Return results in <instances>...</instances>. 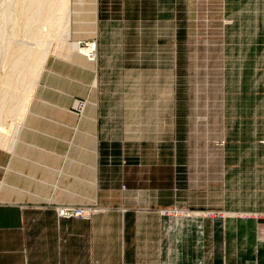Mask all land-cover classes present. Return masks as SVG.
<instances>
[{
	"label": "crops",
	"instance_id": "0c3cea01",
	"mask_svg": "<svg viewBox=\"0 0 264 264\" xmlns=\"http://www.w3.org/2000/svg\"><path fill=\"white\" fill-rule=\"evenodd\" d=\"M165 1L150 18L149 0H100L95 63L80 53L47 59L17 141L0 148V264H264L257 205L225 202L214 260L210 215L198 217L203 227L180 226L189 217L178 215L179 17ZM117 35L127 49H114ZM144 71L157 76L148 83ZM168 85L171 113L132 112L134 102L166 101ZM142 87L161 96L135 98ZM76 101L88 102L82 114ZM64 209L91 216L61 217ZM244 210L251 216H224Z\"/></svg>",
	"mask_w": 264,
	"mask_h": 264
},
{
	"label": "rangeland",
	"instance_id": "374dc122",
	"mask_svg": "<svg viewBox=\"0 0 264 264\" xmlns=\"http://www.w3.org/2000/svg\"><path fill=\"white\" fill-rule=\"evenodd\" d=\"M31 1L35 6H32ZM47 1L43 2L46 4L40 3L45 11L41 19L36 15L39 0L35 2L16 0L10 7L15 14L17 13L15 17L18 18L14 25L17 29L16 34L15 31L13 34L9 32L12 37L8 39L7 56L5 60L0 57V113L3 112L0 114V148L9 149V146L17 141L43 68L51 55L71 57L80 53L91 62L95 63L97 60V51L93 56L91 45L96 44L98 49L97 7L100 0H69L70 3L68 1L70 16L64 15V12L59 14L62 18L66 16L65 19L68 15V22L70 21L69 24L67 20L61 18V23L65 26L62 27L63 33L70 29L69 34L67 32L66 35L63 34L64 38L58 37L62 43L57 39L58 27H54L52 29L54 31L50 32L56 37L43 31L51 4L55 3V7L60 8V2ZM149 1L151 2L148 13L149 17L153 18L156 15V7L161 9L162 3L159 6L156 0ZM168 1H165L164 9L166 13L171 10L177 12L180 35L179 87L173 89V91L178 89L179 94L177 109L180 116L183 161L181 207L178 215L189 217L180 218L181 227L193 225L203 227L204 220L198 217L210 215L208 217L213 227L211 237L214 260L215 241L219 239L220 212H223L222 206L225 202L234 209L236 206H240L239 209L242 207L246 209L249 204L257 205V208L254 212L246 210L242 211V214L227 212L224 216L245 217L251 216L248 212H252L258 214L256 216L264 221V147L261 144L264 140V0H180V5L176 6V9ZM8 3L7 0H0V12L7 10L5 5ZM19 11L21 14L23 11L22 16L19 15ZM1 19L0 24L3 26ZM35 19L36 21H32ZM67 26L68 29L64 30ZM42 28L44 29L41 31ZM38 30L41 31L40 34L36 33ZM43 38H46L45 41ZM121 38L119 35L115 37L114 49H127L118 47L123 41ZM152 39H148V44L153 42ZM137 44V40L131 39L127 41L126 47L135 49ZM45 45L47 49L44 48ZM39 47L44 51L51 49L42 57L43 49ZM24 51L33 52L30 53L31 56L27 55L21 60ZM126 52H129V49ZM40 57L42 58L38 65ZM126 59H129L128 54ZM19 60L20 70L11 71L15 61ZM120 63L122 64L121 61ZM127 64L128 62L125 63ZM145 65L147 64L143 66ZM27 71L30 77L28 79L25 77ZM136 74L137 72H133V77H136ZM163 74L165 85L167 81L172 84V72ZM117 75L122 80L123 73L119 72ZM144 75V80L148 83L157 76L156 73L149 71H144ZM11 78L13 82L11 86L18 87L20 84L14 92L15 96L9 91L11 87L6 85L9 83L7 79ZM5 89L9 91V95L7 92V95L4 94ZM164 92L169 93L167 98L163 96L166 101L154 100L152 103L143 104L134 102L132 112L168 110L171 113L175 108L170 96L171 85L164 88ZM5 95L10 99L8 98L9 101L6 99L4 107L1 98ZM133 95H136L137 99L140 95L149 98L160 97L161 89L137 88L134 89ZM12 97L13 102L10 101ZM24 99L26 102L21 114L16 112L12 114L13 107ZM76 104L75 102L74 111ZM87 106L88 102L85 101L83 112ZM168 124L170 130L171 121ZM202 211H210V214Z\"/></svg>",
	"mask_w": 264,
	"mask_h": 264
},
{
	"label": "bare ground",
	"instance_id": "6f19581e",
	"mask_svg": "<svg viewBox=\"0 0 264 264\" xmlns=\"http://www.w3.org/2000/svg\"><path fill=\"white\" fill-rule=\"evenodd\" d=\"M7 1H9L8 5H5V6H7V7H6L7 10H6V8H5L6 11H4V12H0V18H2V19H1V22H2V25H3V26H1V24H0V26H1V27H0V57H2V59L4 58L3 60H5V57L7 56V50H6V47H7V45H8V39H9V37H12V36L9 34V32L13 34L14 31H15V34H16V30H17V29L14 28V25H15L16 22H17V19H16V18H18V16L15 17V15H16L17 13L15 14V13L12 11V9L10 8L11 5H12V6L14 5V2H16V0H7ZM44 1H45V0H39V5H37L39 10H37V14H36V15L40 17V18L38 17L39 19H41V16H43V12H45V11H43V6H42V8H41V4H40V3H42V4H46V3H43ZM51 1H55V2L57 1V2H60V8H56L55 5H54L55 3L51 4V7H50V9H49V12H48L47 15H46L48 19H47V22H45L46 24H44L45 29L42 28L41 31L44 29V30H43L44 32L47 31V32L50 33V32H53V31H54V30L52 31V29H53L54 27H58L59 30H58V34H57V39H60V40H61V38L63 37V34H64V33H65V35H66L67 33L69 34V31H70V29H68V26H69V24H70V23H69L70 21L68 22V19H67V18H68V15H69L68 13L70 12V10L68 9V8H69V7H68V1H69V0H51ZM31 2H32V1H31ZM34 2H35V0H34ZM46 2H48V1L46 0ZM69 3H70V1H69ZM31 4H32V6H35L33 2H32ZM36 4H37V3H36ZM52 5H53L54 7H53ZM29 6H31V5H29ZM39 6H40V7H39ZM49 6H50V5H49ZM56 6H57V5H56ZM58 6H59V5H58ZM24 7H26V5H25ZM27 7H28V6H27ZM47 7H48V6H47ZM28 8L30 9V7H28ZM40 8H41L42 10H41ZM64 8H65V9L67 8V9L65 10ZM23 9H24V8H23ZM45 9H46V8H44V10H45ZM24 10H25V9H24ZM24 10H23V11H24ZM68 10H69V12H68ZM23 11H22V14H23ZM19 12H20V11H19ZM26 12H30V11H29V10H28V11L26 10ZM61 12H64V15H65V14H68L66 19H65L66 16H65V17L63 16L64 18L60 17L59 14H61ZM2 13H3V14H2ZM18 14H19V13H18ZM22 14H21V12H20L19 15L22 16ZM44 14H45V13H44ZM26 15H27V13H26ZM36 15H35V12H34V18H35ZM29 16H30V15H29ZM44 16H45V15H44ZM69 16H70V15H69ZM19 18H21V17H19ZM31 18H33V14H32V17H31ZM38 18H37V20H38ZM61 18H62V20H63V19H65V21L67 20V22L69 23L68 26H67V28L64 29V30H67V29H68V32L66 31L67 33H66V32L63 33V29H62V27H65V26L61 23ZM45 20H46V18H45ZM69 20H70V19H69ZM32 21H36V19H35V20H32ZM30 22H31V21H30ZM30 22H29V23H30ZM62 22H63V21H62ZM37 23H38V22H37ZM64 23H65V22H64ZM4 24H5V28H4ZM32 24H33V22H32ZM32 24H31V26H33ZM36 25H37V24H36ZM65 25H66V24H65ZM29 26H30V25H29ZM37 26H38V25H37ZM27 27H28V25H27ZM42 27H43V26H42ZM58 28H57V29H58ZM69 28H70V27H69ZM46 29H47V30H46ZM55 29H56V28H55ZM57 29H56V30H57ZM60 30H62V31H60ZM41 31L38 30L36 33L40 34L39 32H41ZM59 31H60V32H59ZM30 32H31V31H30ZM55 32H56V31H55ZM24 33H25V32H24ZM36 33H35V34H36ZM42 33H43V32H42ZM49 33H48V34H49ZM56 33H57V32H56ZM38 34H36V35H38ZM50 34H51V33H50ZM50 34H49V35H50ZM53 34H54V33H53ZM53 34H51V35H53ZM70 34H71V33H70ZM36 35H35V36H36ZM61 35H62V36H61ZM32 36L34 37V35H32ZM40 36H42V35H40ZM40 36H39V37H40ZM54 36H55V35H53V37H54ZM59 36H60L61 38H58ZM13 37H14V36H13ZM51 37H52V36H51ZM55 37H56V36H55ZM66 37H67V36H66ZM28 38H29V37H28ZM37 38H38V37H37ZM63 38H64V37H63ZM38 39H39V38H38ZM43 39H44V38H43ZM45 39H46V38H45ZM45 39H44V41H45ZM23 40H24V39H23ZM35 40H36V39H35ZM56 41H58V40H56ZM63 41H64V40H63ZM65 41H66V40H65ZM33 42H34V41H33ZM60 43H62V40H61ZM94 44H95V43H94ZM41 45H42V44H41ZM47 47H48V46H47ZM70 47H71V46H70ZM91 47H92V50H91V51L93 52V56H94V55H95V52L97 51V49H96L97 46H96V44H95V46H94V45H91ZM26 48H27V47H26ZM39 48H40V49H43V48H41V47H39ZM44 48H46V45H45ZM72 48H73V47H72ZM46 49H47V48H46ZM50 49H51V48H50ZM50 49L45 50V51H44V49H43V51H41V52H43V53H42V54H43L42 57H43L45 54H47V53L49 52ZM70 49H71V48H70ZM67 50H69V49H67ZM31 52H33V51H24V52H23L24 54L22 53L23 56L21 55V56H22V57H21V60H22L23 57H26L27 55H30ZM96 53H97V52H96ZM30 56H31V55H30ZM40 56H41V55H40ZM90 56H91V55H90ZM96 56H97V55H96ZM96 56H95V57H96ZM19 57H20V56H19ZM42 57H40V59H38V60H39V62L37 61V62H38V65L40 64V60H41ZM95 57H93V58L95 59ZM21 60H19V62H18V61H17V62L15 61V63H14L15 65H13L14 68H12L11 71H15V72H16V71L20 70ZM27 62H28V59H27L26 63H27ZM27 64H28V63H27ZM35 64H36V63H35ZM35 64H34V65H35ZM34 65H33V66H34ZM13 66H12V67H13ZM36 66H37V64H36ZM34 67H35V66H34ZM37 67H38V66H37ZM34 69H35V68H34ZM36 69H37V68H36ZM11 71H10V72H11ZM31 71H32V70H31ZM29 72H30V70H29ZM29 72L27 71L28 74L26 73V75H25V77H26L27 79L30 78V77H29ZM33 72H35V71L33 70ZM11 74L13 75V72H12ZM15 74H16V73H15ZM30 76H32V74H31ZM33 76H34V75H33ZM7 77H8V76H7ZM11 77H12V76H11ZM15 77H16V76H15ZM13 78H14V77H13ZM17 79H18V78H17ZM32 79H33V77H32ZM7 80H8L9 83L7 82L8 84H6V85H7V87H11V88H12V89L10 88L9 91L12 92V93L14 94V95L12 94L13 96H15V93H14V92L17 91V89L20 87V86H19L20 84L17 85L18 87H13V86H11V85H13L12 78H11V79H7ZM30 80H31V79H30ZM13 81H14V80H13ZM5 82H6V81H5ZM16 82H17V81H16ZM16 82H15V83H16ZM19 83H20V82H19ZM19 90H20V89H19ZM9 91H8V92H9ZM6 92H7V89H5V93H4V94H6ZM8 92H7V94L9 95ZM4 94H3V95H4ZM7 94H6V95H7ZM6 95H5V97H2V98H1V99H2L1 104H4V105H3L4 107H5V103H4V102L6 101V99H7L8 101H9V99H10L9 96L7 97ZM22 97H23V96H22ZM8 98H9V99H8ZM24 98H25V97H24ZM26 98H27V97H26ZM12 99H13V97H12L11 100H10L11 102H13ZM14 100H15V99H14ZM8 101L6 102V104L9 103ZM20 102H21V101H20ZM25 102H26V100L24 99L20 104H18L17 106H14V107H13L14 109H12V112H11V113L13 114V113L16 112V113H18V114H21ZM2 109H3V107H2ZM2 109H1V111H2ZM10 111H11V110H10ZM1 113H3V112H1ZM1 113H0V114H1ZM9 114H10V113H9ZM14 115H16V114H14ZM16 116H18V115H16ZM1 118H2V116H1ZM20 128H21V127H20ZM13 145H14V144H13ZM177 216H178V215H177Z\"/></svg>",
	"mask_w": 264,
	"mask_h": 264
},
{
	"label": "built area",
	"instance_id": "2783aa9c",
	"mask_svg": "<svg viewBox=\"0 0 264 264\" xmlns=\"http://www.w3.org/2000/svg\"><path fill=\"white\" fill-rule=\"evenodd\" d=\"M75 111L78 114H82L85 108V101H76ZM264 146V141L261 142ZM177 213V211H175ZM59 215L61 217H78L83 219H89L91 216V212L85 211L82 209H64L59 211Z\"/></svg>",
	"mask_w": 264,
	"mask_h": 264
}]
</instances>
